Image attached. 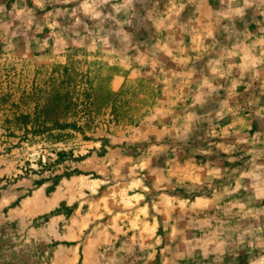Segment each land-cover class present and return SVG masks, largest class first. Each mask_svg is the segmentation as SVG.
Returning <instances> with one entry per match:
<instances>
[{
    "label": "rangeland",
    "instance_id": "374dc122",
    "mask_svg": "<svg viewBox=\"0 0 264 264\" xmlns=\"http://www.w3.org/2000/svg\"><path fill=\"white\" fill-rule=\"evenodd\" d=\"M0 264H264V0H0Z\"/></svg>",
    "mask_w": 264,
    "mask_h": 264
}]
</instances>
